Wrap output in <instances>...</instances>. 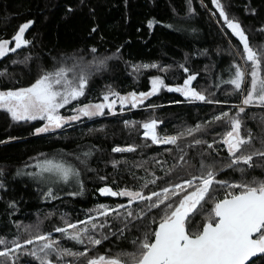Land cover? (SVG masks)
<instances>
[{
  "label": "trees",
  "instance_id": "1",
  "mask_svg": "<svg viewBox=\"0 0 264 264\" xmlns=\"http://www.w3.org/2000/svg\"><path fill=\"white\" fill-rule=\"evenodd\" d=\"M220 2L229 18L241 24L250 45L264 47V0ZM27 22L31 25L24 38L30 43L0 58V72L5 73L0 75V90L27 87L44 72L79 65L76 71L83 68L88 73V85L80 100L60 110L64 116L73 114L74 107L101 102L109 90L121 95L147 92L153 77L164 79L167 86H181L189 75H196L192 86L214 103L189 101L163 88L137 108L129 106L121 111L117 105L115 115L106 109L98 120L87 122L97 118L83 117L58 131L39 135L35 129L44 121L13 122L0 110V237L19 236L22 240L26 235L24 226L39 225L41 231L52 232L60 239L62 246L83 251L85 245L65 240L53 229L63 226L62 218L70 222L86 219L89 210L99 204L115 207L127 203L126 197L101 196L100 188L137 190L154 178L153 173L162 177L144 189L147 195L168 186L170 180L177 182L178 176L187 171L195 172L201 159L215 163L217 180L264 179V159L259 157H254L251 168L243 164L227 167L230 158L226 147L213 143L227 130L223 121L208 124L204 131L178 142L186 153V163L179 160L181 153L176 146L153 145L143 137L141 125L152 119L159 122L157 131L161 135H174L183 128L205 124L222 112L235 114L240 94L223 82L230 78L233 65H247L241 59L242 45L224 24L212 0H0V39L11 40ZM143 65L158 67L145 69ZM241 119L243 128L251 130L256 138L255 147H261L264 109L248 108ZM195 139L213 143V148L207 144L189 146ZM128 146H135L136 151H112ZM45 159L72 165L80 173L78 179L64 183L56 176L48 182L38 181L31 174L39 172L37 164ZM113 161L120 163L113 167ZM174 167L176 170L169 175ZM238 167L246 172L242 174L236 170ZM49 189L54 198L48 197ZM223 190L215 186V197ZM212 206L211 200L204 204L200 214L193 217V224H201ZM132 207L138 210L143 205ZM158 212L155 209L143 221L136 220L122 237L110 235L88 256L134 251L132 241L156 227L149 218ZM109 220L112 231L122 226L111 217ZM68 261L72 258L66 257L60 264ZM18 264L38 262L21 256ZM73 264H84V259ZM254 264H264V257L256 258Z\"/></svg>",
  "mask_w": 264,
  "mask_h": 264
},
{
  "label": "snow or ice",
  "instance_id": "2",
  "mask_svg": "<svg viewBox=\"0 0 264 264\" xmlns=\"http://www.w3.org/2000/svg\"><path fill=\"white\" fill-rule=\"evenodd\" d=\"M212 3L224 24L242 45L241 59L247 65V68L239 64L233 65L234 71L230 78L223 82L231 85L233 92L240 94V104L234 106L235 114L222 112L205 124L183 128L174 135H161L157 131L159 122L152 119L141 125L144 129L143 137L153 145L176 146L181 153L179 160L185 161L186 153L178 142L204 131L208 124L223 121L227 130L219 141L213 143H221L226 147L230 158L227 167L234 168L243 164L251 168L254 157L264 159V138L259 141L261 147H255L253 141L256 138L251 130L243 128L241 115L248 108L264 109V47L253 48L241 24L229 18L220 0H212ZM30 25L31 22L21 25L11 40L0 39V58L30 43L24 38ZM151 26L152 22H149V27ZM13 42L14 46L9 47ZM77 67L79 65L72 68L60 67L53 72H44L27 87L0 90V110L8 113L13 122L44 121L43 126L35 129V134L39 135L60 129L82 117L104 115L105 109L115 115L117 103L121 111L128 105L137 108L163 88H167L169 92L180 93L189 101L214 103L192 86L196 75H189L181 86L176 87L167 86L164 79L154 77L150 81L151 88L148 92L121 95L109 90L103 95L102 102L74 107L71 111L75 114L65 117L60 110L73 101L80 100L88 85V73L83 68L76 71ZM142 67L147 69L158 66ZM184 71L187 72L188 69L185 68ZM4 74L0 72V75ZM213 143L195 139L189 146L207 144L212 149ZM112 151L134 152L136 148L114 147ZM119 163L120 161H113V167H117ZM37 168L39 172L31 175L43 177L45 173H49L59 177L64 183L73 178L78 179L80 175L71 165L51 159L39 162ZM175 170V167L170 169L168 174ZM220 170H223V166ZM236 170L242 174L246 172L242 167ZM218 174L215 163H206L201 159L195 172L187 171L184 176H178L177 182L170 180L168 186L147 195L144 189L149 184L155 185L162 177H155L153 173L154 178L140 184L137 190L127 187L119 190H113L109 186L102 187L98 190L101 196L126 197L127 203L115 207L99 204L95 209L89 210L86 219L70 222L62 218L63 226L53 229L63 239L85 245L83 251L62 246L60 239L54 238L52 232L41 231L39 225L24 226L26 235L22 240L19 236L12 239L0 237V264H18L21 256H30L38 264H60L66 257L72 258L67 264H73V261L82 258L84 264H254L256 258L264 257V179L230 182L217 180ZM100 179L104 180L106 177ZM217 185L226 190L225 195L219 199L214 194ZM47 195L53 197L51 189ZM209 200L213 202V206L207 211L204 221L194 225L193 217L200 214ZM134 204L143 207L133 209ZM155 209L159 210L158 214L149 219L150 224H155L156 227L150 228L142 237L132 241L134 251L116 256H88L92 248L101 245L110 235L119 234L122 237L125 231H130L135 226L136 220L143 221ZM110 217L113 221H119L122 226L112 231ZM105 228L109 232L105 233Z\"/></svg>",
  "mask_w": 264,
  "mask_h": 264
},
{
  "label": "rangeland",
  "instance_id": "3",
  "mask_svg": "<svg viewBox=\"0 0 264 264\" xmlns=\"http://www.w3.org/2000/svg\"><path fill=\"white\" fill-rule=\"evenodd\" d=\"M189 27V26H188ZM190 31H193V30H191L190 28H188ZM230 30V29H229ZM231 31V30H230ZM14 46V43L13 44H10L9 45V47H13ZM243 63V62H242ZM243 68H246L244 65H243ZM53 72V71H52ZM154 78V77H153ZM150 91V90H149ZM148 92V91H147ZM102 102V101H101ZM97 103H100V102H97ZM117 105H119V103H117ZM117 105H116V107H117ZM130 105H128V106H126L127 108L129 107ZM116 108H115V112H116ZM109 112V111H108ZM105 113H106V109H105ZM62 114V113H61ZM73 114H75V113H73ZM73 114H70V115H73ZM63 115V114H62ZM70 115H65V117H67V116H70ZM103 115H97V116H94L93 118H98V117H102ZM83 118V117H82ZM92 118V117H91ZM78 121H80V120H78ZM74 121H71V122H69V123H73ZM45 123V122H44ZM60 129H62V128H60ZM60 129H56V130H54V131H58V130H60ZM54 131H49V132H54ZM49 132H47V133H49ZM42 134V133H41ZM45 134V133H44ZM54 161H56V160H54ZM57 162H63V163H65V164H68V163H66V162H64V161H57ZM68 165H70V164H68ZM72 166V165H71ZM73 167V166H72ZM56 176H54V175H52V174H49V173H45L44 174V176L43 177H37V180L38 181H40V182H48V181H51V180H53L54 178H55Z\"/></svg>",
  "mask_w": 264,
  "mask_h": 264
},
{
  "label": "built area",
  "instance_id": "4",
  "mask_svg": "<svg viewBox=\"0 0 264 264\" xmlns=\"http://www.w3.org/2000/svg\"><path fill=\"white\" fill-rule=\"evenodd\" d=\"M238 105H239V104H238ZM225 191H226V190L224 189L221 193L217 194V195H216V198H217V199L222 198V197L225 195Z\"/></svg>",
  "mask_w": 264,
  "mask_h": 264
},
{
  "label": "water",
  "instance_id": "5",
  "mask_svg": "<svg viewBox=\"0 0 264 264\" xmlns=\"http://www.w3.org/2000/svg\"><path fill=\"white\" fill-rule=\"evenodd\" d=\"M170 87H176V86H174V85H170ZM98 119H100V117L99 118H97V119H92V120H89V121H87V122H92V121H94V120H98ZM105 187V186H104Z\"/></svg>",
  "mask_w": 264,
  "mask_h": 264
}]
</instances>
